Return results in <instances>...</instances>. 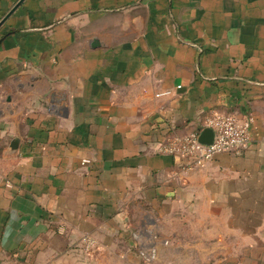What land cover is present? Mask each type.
I'll list each match as a JSON object with an SVG mask.
<instances>
[{
    "label": "crops",
    "instance_id": "1",
    "mask_svg": "<svg viewBox=\"0 0 264 264\" xmlns=\"http://www.w3.org/2000/svg\"><path fill=\"white\" fill-rule=\"evenodd\" d=\"M215 111L254 116L246 147L159 151ZM0 264H264V0H23L0 26Z\"/></svg>",
    "mask_w": 264,
    "mask_h": 264
},
{
    "label": "built area",
    "instance_id": "2",
    "mask_svg": "<svg viewBox=\"0 0 264 264\" xmlns=\"http://www.w3.org/2000/svg\"><path fill=\"white\" fill-rule=\"evenodd\" d=\"M254 116L251 113L239 117L235 114L213 112L205 121V128L213 129L214 136L210 144L200 142V132H193L184 136H168L159 147L162 153L179 155L188 159V168L205 165L217 154L222 152H239L246 147L251 139V127ZM84 242L90 246L94 241L88 236ZM146 263L155 258V252H142Z\"/></svg>",
    "mask_w": 264,
    "mask_h": 264
},
{
    "label": "water",
    "instance_id": "3",
    "mask_svg": "<svg viewBox=\"0 0 264 264\" xmlns=\"http://www.w3.org/2000/svg\"><path fill=\"white\" fill-rule=\"evenodd\" d=\"M23 0H20L9 12L6 16L0 21V26L9 18V16L21 5ZM214 132L211 128H204L200 133L199 140L202 143L210 144L213 140ZM17 140H15L12 144L13 147H16Z\"/></svg>",
    "mask_w": 264,
    "mask_h": 264
}]
</instances>
